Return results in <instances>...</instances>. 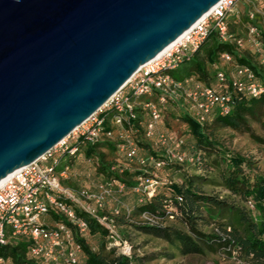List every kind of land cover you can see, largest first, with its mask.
I'll return each instance as SVG.
<instances>
[{
    "label": "water",
    "instance_id": "obj_1",
    "mask_svg": "<svg viewBox=\"0 0 264 264\" xmlns=\"http://www.w3.org/2000/svg\"><path fill=\"white\" fill-rule=\"evenodd\" d=\"M222 0H0V183L96 114Z\"/></svg>",
    "mask_w": 264,
    "mask_h": 264
},
{
    "label": "trees",
    "instance_id": "obj_2",
    "mask_svg": "<svg viewBox=\"0 0 264 264\" xmlns=\"http://www.w3.org/2000/svg\"><path fill=\"white\" fill-rule=\"evenodd\" d=\"M245 9L243 17L234 14L232 19L235 24L230 22V18L228 19L230 41L224 42L217 32H212L199 50L172 72L173 78L178 82L192 79L195 83L213 87L220 93L229 92L232 95L231 112L222 115L216 111L211 120L200 123L191 112L190 104L183 98L168 99L166 104L160 105L162 117L171 108L179 110L183 114L181 117L187 125L188 134L180 137L186 142L185 148L188 150L191 148V152L188 154L198 155L200 158L193 166L207 167L203 149L216 151L220 155L222 162L227 164L226 169L222 172V184L220 185L236 197L239 203L230 202L227 198H220L218 195L205 193L192 179L185 180V183L180 186L164 175L169 166H185L190 163L171 162L161 169L159 174L163 178V183L152 198L138 193L136 188L139 177L153 175L155 168L153 166L144 167L136 162L137 168L131 170L122 164V159L129 160L120 152L121 141L118 136V128L112 124L110 117L106 125L115 131L113 139H106L94 145L80 143L77 145L79 151L75 156L68 155L62 158L67 162L64 164L65 166L60 165L59 171L65 167H71L83 154L88 162L96 165L98 174L105 177L107 180L105 184L111 185L114 194L107 200V207L110 201H115L117 204L114 209H118L120 215L115 217V225L123 240L132 244L126 233L120 230L121 226L132 225L141 233L163 239L170 244H178L179 250L184 256L203 254V245H205L239 262L264 264V171L260 170L254 156L229 152L221 147V142L217 139L218 130L231 129L236 132L250 133L252 138L262 141L253 132L251 123L258 122L264 128V93L259 97L246 96L239 93L233 86L234 81L238 78L237 69L247 67L254 72L256 79L264 88V22L260 15L251 20L248 15L250 9L248 7ZM242 26L245 27V35L240 32ZM252 26L260 29L263 44L260 50L254 48L249 42ZM239 40L244 42V46H239ZM250 45L253 49L248 48ZM225 53H229L233 57L231 63L222 61V55ZM220 72L226 76V81L223 83L218 80ZM156 99L157 96L154 100ZM145 102L146 99L141 100V104ZM136 112L137 119L134 121L132 135L139 145L140 156H154L161 160L164 157L162 148L153 149V145L147 142L150 141L146 136L147 126L151 119L149 111L142 105L136 109ZM144 124L145 128L142 130ZM141 146L149 149L148 155L141 154ZM115 154L117 157H114ZM206 171L208 170L206 169ZM114 180L117 184H112ZM63 183L67 186L65 180ZM119 183L125 186L122 192L119 191ZM131 200L140 211L139 222L133 220L131 208L126 204ZM170 208L176 210L172 214L174 218L168 214ZM146 212L156 216L159 224L151 225L144 221L142 215ZM77 214L89 226L87 235L82 236L77 233L76 236L77 243L83 250L79 264H144L143 259L135 253L133 244V256L129 258L122 255L117 247L112 246L111 240L108 238V229L97 218L91 217L79 209H77ZM109 214L110 212L106 208L99 215ZM204 214L208 215V220L211 223H215L209 234H205L199 228V221L206 219ZM170 219L181 220L188 226L189 231L172 228L167 224ZM46 222L48 227H54L58 223L71 225L63 215L55 211L50 212L46 217ZM96 237L101 239L98 249L89 242V238ZM31 246L32 242L28 238L14 239L0 249V256L4 258L5 262L11 261L14 264H44L31 255Z\"/></svg>",
    "mask_w": 264,
    "mask_h": 264
},
{
    "label": "built area",
    "instance_id": "obj_3",
    "mask_svg": "<svg viewBox=\"0 0 264 264\" xmlns=\"http://www.w3.org/2000/svg\"><path fill=\"white\" fill-rule=\"evenodd\" d=\"M238 2L239 0H222L182 40L162 56L143 66L107 104L70 136L36 162L16 171L0 186V249L11 240L28 238L32 242L31 255L44 264H79L83 250L77 243L76 236L77 233L85 236L89 230L87 222L77 214L79 209L97 218L108 229L112 246L117 247L122 255L129 258L133 256V245L122 239L115 225V217L120 215V211L114 209L109 215H99L106 210L107 200L113 197L111 185L101 184L95 191L66 187L63 180L69 178L70 167L59 171L61 160L64 156H75L80 143L94 145L113 139L115 131L106 125L110 117L112 124L118 128L120 152L130 162L155 168L153 175L139 177L136 188L138 193L147 198H152L161 187L163 178L159 171L168 163L196 164L199 156L189 155L184 151L186 142L182 137L175 132H157V126L162 121L160 105L166 104L168 99L183 98L190 104L191 112L200 123L211 120L216 111L222 115L231 112L232 95L229 92L220 93L217 89L195 83L192 79L178 82L173 78L172 72L188 61L212 32H217L224 42L231 40L228 19L235 12ZM248 15L251 20L260 15L264 22V10H250ZM249 42L257 50L262 48L258 27L250 28ZM238 44L244 46L242 40ZM221 59L225 63L233 61L229 53L223 54ZM237 77L233 86L239 93L252 97H259L264 93L262 84L249 68H238ZM218 80L221 83L226 81L223 72L218 74ZM156 96L157 99L154 100ZM143 97H146V102L141 104ZM142 105L151 117L146 136L150 140L157 138L164 156L161 160L154 156H140L139 146L133 138L136 109ZM112 184L117 182L114 180ZM118 188L122 192L125 186L119 183ZM51 211L63 215L71 225L58 223L54 227H48L46 217ZM175 211L170 208L168 214L171 218H174L172 214ZM142 219L151 225L159 224L158 218L147 212L143 213ZM3 263L5 260L0 256V264Z\"/></svg>",
    "mask_w": 264,
    "mask_h": 264
},
{
    "label": "rangeland",
    "instance_id": "obj_4",
    "mask_svg": "<svg viewBox=\"0 0 264 264\" xmlns=\"http://www.w3.org/2000/svg\"><path fill=\"white\" fill-rule=\"evenodd\" d=\"M250 10H264V0H239L235 12L230 16V22L233 23L234 14L239 17L244 16L245 8ZM243 31V32H242ZM240 32L245 35V27L240 28ZM250 49L251 45L248 47ZM233 68V67H231ZM142 99H146L143 97ZM183 114L179 110H173L165 112L162 117V121L157 126L158 133H166L168 131H174L179 136H187V125L182 120ZM149 119V117H147ZM251 127L255 135L262 139V141L252 138L250 133L236 132L231 129H220L217 131V139L221 142V147H224L227 151L232 153H240L242 155L254 156L258 162L260 170L264 171V128L258 122H252ZM145 128V124L142 126V130ZM143 135V134H142ZM117 136V133H116ZM147 141V140H146ZM148 143L153 145V149H160V145L157 142V138L148 140ZM146 142V143H147ZM151 145V146H152ZM139 146V145H138ZM141 154L148 155L149 149L141 146ZM186 153L191 152V148H184ZM205 157L207 159V167L198 168L191 164L185 166L172 165L165 171L164 175L170 180L175 182L176 185H183L185 180H194L205 193L218 195L220 198H227L230 202L239 203V200L232 196L222 184V172L226 169L227 164L222 162L220 155L216 151H208L203 149ZM117 157V154L114 155ZM78 163H73L70 167L69 178L72 179L74 190L91 189L95 191L99 185L107 183L105 177L98 174L96 165L86 160V157H79ZM67 160H61V164H64ZM122 164L131 170L137 168L136 162H129L122 159ZM206 169L208 171H206ZM73 175V176H72ZM70 179V180H71ZM69 187V186H68ZM72 188V187H70ZM96 188V189H95ZM131 196V195H129ZM127 206L131 208V214L135 222L140 221V211L134 206L133 201H127ZM115 201H110L108 204V211L111 212L116 207ZM205 220L199 221V228L205 233L209 234L215 223H211L208 220V215L204 214ZM210 222V223H209ZM172 228L189 231L188 226L182 223L181 220L170 219L167 223ZM121 231L126 233L127 238L131 240L135 247V253L139 258L143 259L144 264H246L245 262H239L231 259L228 256H224L216 249L209 248L203 245L204 253L201 255H188L181 254L178 244H170L163 239L156 238L154 236L146 235L138 231L134 226H121ZM90 244L99 248L101 245V239L89 238ZM3 264H14L13 262H5Z\"/></svg>",
    "mask_w": 264,
    "mask_h": 264
},
{
    "label": "bare ground",
    "instance_id": "obj_5",
    "mask_svg": "<svg viewBox=\"0 0 264 264\" xmlns=\"http://www.w3.org/2000/svg\"><path fill=\"white\" fill-rule=\"evenodd\" d=\"M210 13H211V12H210ZM210 13H208L204 18H206ZM204 18H203V19H204ZM183 37H184V35H183L178 41H176L174 44H176L177 42H179L180 40H182ZM174 44H173V45H174ZM173 45H171L169 48H171ZM169 48H168V49H169ZM168 49H166V50H168ZM166 50H165V51H166ZM165 51H164V52H165ZM164 52H163L162 54H164ZM162 54L159 55L158 57L162 56ZM12 176H13V174L10 175V176H9L8 178H6L5 180H3V181L0 183V186L3 185V184H4L8 179H10Z\"/></svg>",
    "mask_w": 264,
    "mask_h": 264
},
{
    "label": "crops",
    "instance_id": "obj_6",
    "mask_svg": "<svg viewBox=\"0 0 264 264\" xmlns=\"http://www.w3.org/2000/svg\"><path fill=\"white\" fill-rule=\"evenodd\" d=\"M75 163H78V160H76L75 161ZM73 176V175H72ZM71 178H68V179H65V181L67 182V186L66 187H72V188H74V185L72 184V179L70 180ZM64 181V180H63ZM64 184V183H63ZM96 188H98V187H96ZM95 188V189H96Z\"/></svg>",
    "mask_w": 264,
    "mask_h": 264
}]
</instances>
